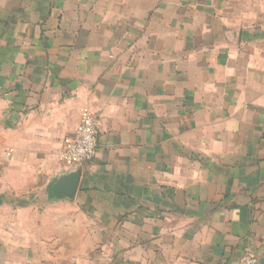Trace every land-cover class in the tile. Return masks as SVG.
I'll use <instances>...</instances> for the list:
<instances>
[{"label": "crops", "instance_id": "crops-1", "mask_svg": "<svg viewBox=\"0 0 264 264\" xmlns=\"http://www.w3.org/2000/svg\"><path fill=\"white\" fill-rule=\"evenodd\" d=\"M85 108L97 152L68 167ZM244 254L264 264V0H0V264Z\"/></svg>", "mask_w": 264, "mask_h": 264}, {"label": "built area", "instance_id": "built-area-1", "mask_svg": "<svg viewBox=\"0 0 264 264\" xmlns=\"http://www.w3.org/2000/svg\"><path fill=\"white\" fill-rule=\"evenodd\" d=\"M97 146L94 117L87 108L82 109L74 134L61 142L58 161L68 167L91 161L96 155ZM237 264H257V259L252 254H244Z\"/></svg>", "mask_w": 264, "mask_h": 264}, {"label": "water", "instance_id": "water-1", "mask_svg": "<svg viewBox=\"0 0 264 264\" xmlns=\"http://www.w3.org/2000/svg\"><path fill=\"white\" fill-rule=\"evenodd\" d=\"M79 181L77 172L69 173L58 179L52 186V195L55 199L70 198L74 195Z\"/></svg>", "mask_w": 264, "mask_h": 264}]
</instances>
